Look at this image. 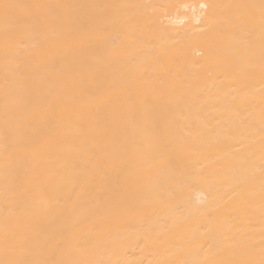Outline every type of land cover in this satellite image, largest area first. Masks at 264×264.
<instances>
[{"label": "bare ground", "instance_id": "1", "mask_svg": "<svg viewBox=\"0 0 264 264\" xmlns=\"http://www.w3.org/2000/svg\"><path fill=\"white\" fill-rule=\"evenodd\" d=\"M0 264H264V0H0Z\"/></svg>", "mask_w": 264, "mask_h": 264}]
</instances>
